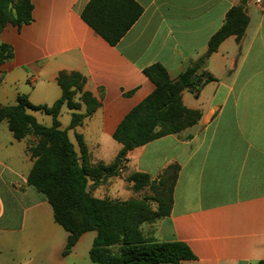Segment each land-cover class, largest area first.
<instances>
[{"label":"crops","instance_id":"obj_1","mask_svg":"<svg viewBox=\"0 0 264 264\" xmlns=\"http://www.w3.org/2000/svg\"><path fill=\"white\" fill-rule=\"evenodd\" d=\"M132 1L141 15L114 46L83 20L91 0H32L33 21L21 27L8 24L0 35V45L11 51V58L0 65V106H15L24 96L36 107H52L62 97L61 72L85 78L84 91L97 99L98 109L71 128L74 112L64 105L58 120L78 153L77 137H82L92 166L114 163L122 150L113 139L117 127L155 90L144 70L160 64L175 81L201 62L211 37L242 0ZM260 1H247L249 24L241 43L231 36L202 61L216 81L206 84L199 96L183 92L185 107L201 113L198 124L131 151L122 177L89 183L96 198L127 201L133 184L122 181L123 176L143 173L159 181L168 167L179 166L170 214L155 224L152 238L185 243L195 259L182 264L264 261ZM120 9L127 16L135 11L129 3ZM28 113L46 127L53 125V118L42 111ZM76 113L85 114L86 106L81 103ZM36 142L33 135L17 140L8 120L0 123V264H96L90 259L96 233H85L64 254L68 233L55 222L47 197L28 185L35 163L28 149ZM19 244L26 245L24 258L17 254Z\"/></svg>","mask_w":264,"mask_h":264},{"label":"trees","instance_id":"obj_2","mask_svg":"<svg viewBox=\"0 0 264 264\" xmlns=\"http://www.w3.org/2000/svg\"><path fill=\"white\" fill-rule=\"evenodd\" d=\"M126 3L135 8L130 16L120 9ZM33 9L32 0H0V35L8 24L21 27L31 23ZM141 12V8L132 0H91L82 18L114 46L137 21ZM248 24L249 16L245 13V7H233L227 13L224 25L211 37L208 50L200 61L204 62L216 53L231 36L240 44ZM10 58L9 47L0 45V65ZM144 74L153 82L155 90L134 107L117 127L113 139L122 145V150L114 163L108 166L89 164L82 137H77L78 153L67 130L60 128L58 117L64 105L74 112L71 128L91 116L99 107L97 99L84 91L86 80L80 73L59 74L62 97L52 107H36L24 96L18 98L15 106H0V123L8 120L9 128L17 140L31 135L37 138V142L28 149L35 163L27 182L47 197L53 208L55 222L68 233L64 254L69 253L85 233L95 232L90 259L96 264H182L195 259L185 243L158 242L143 237L135 221L140 201L99 199L90 191V180L98 185L101 177L107 179L116 176L128 161L131 151L197 125L201 113L185 107L182 94L189 90L199 96L206 84L216 81L198 64L192 65L175 81L171 80L166 68L160 64L146 68ZM78 96L80 102L77 101ZM81 103L86 106L85 114L76 113ZM29 110L50 115L53 125L46 127L38 123L28 113ZM178 171L179 166L172 165L161 179L163 185L170 183L169 195L168 199H158V210L152 213L154 220L159 221L170 214ZM128 181L134 184L135 190L154 187L156 182L143 173L131 175ZM116 247L118 250L113 252ZM257 264H264V261Z\"/></svg>","mask_w":264,"mask_h":264},{"label":"rangeland","instance_id":"obj_3","mask_svg":"<svg viewBox=\"0 0 264 264\" xmlns=\"http://www.w3.org/2000/svg\"><path fill=\"white\" fill-rule=\"evenodd\" d=\"M46 117H48V116H46ZM122 170L124 171V167L122 168ZM123 171H119V173L116 176L122 177L121 174H123ZM113 177H115V176H113ZM113 177H109L107 179H105L104 177H101L99 183L102 184L104 182H107V180H109L110 178H113ZM128 177H130V176L125 175L121 179H122V181L124 180L125 182H128L129 185L133 184L132 182L128 181ZM161 181L162 180L156 181L154 187L148 186V187H145L141 190H135L134 184H133L132 189H129L132 194H131L129 200H127V201L137 200V201H140V203H141L139 209L135 213V221L138 223L139 229H140L143 237L148 239V240H154L152 238V229L154 228V226L158 222V220H154L152 218V213H154L158 210V199H160V198L168 199V195H169V186H170L169 184L170 183L168 182V183L163 185V184H161ZM89 183L92 184V183H94V181L90 180ZM108 186H110V185H108ZM103 189H104L103 191L107 190V188H103ZM107 193H109L108 190H107ZM104 199L125 202V201L118 199V198H111L107 195H105ZM53 223L54 222H52V225L57 227V229H58V231H60V233H62L63 235L66 234V232L61 227H59ZM91 235H95V232H92ZM117 250H118V247L113 248V252H116ZM17 254L20 258L26 257L27 256L26 245L19 244Z\"/></svg>","mask_w":264,"mask_h":264},{"label":"water","instance_id":"obj_4","mask_svg":"<svg viewBox=\"0 0 264 264\" xmlns=\"http://www.w3.org/2000/svg\"><path fill=\"white\" fill-rule=\"evenodd\" d=\"M247 1H248V0H242V1H241V5H242L243 7H245V13L248 12V9H247ZM198 65H199V66H202V65H203V62H202V61H201V62H198ZM196 78H197V77H195L194 80H196Z\"/></svg>","mask_w":264,"mask_h":264},{"label":"built area","instance_id":"obj_5","mask_svg":"<svg viewBox=\"0 0 264 264\" xmlns=\"http://www.w3.org/2000/svg\"><path fill=\"white\" fill-rule=\"evenodd\" d=\"M258 3H261V1H260V0H258Z\"/></svg>","mask_w":264,"mask_h":264}]
</instances>
